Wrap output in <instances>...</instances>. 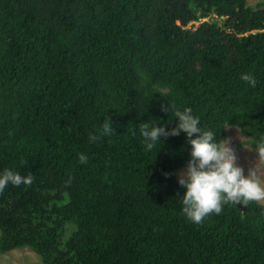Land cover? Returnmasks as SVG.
I'll return each mask as SVG.
<instances>
[{
    "label": "trees",
    "instance_id": "1",
    "mask_svg": "<svg viewBox=\"0 0 264 264\" xmlns=\"http://www.w3.org/2000/svg\"><path fill=\"white\" fill-rule=\"evenodd\" d=\"M173 106L217 140L227 126L251 146L264 134V1L0 0V172L32 178L0 191V255L264 264L263 204L192 223L175 175L188 138L145 150L140 124L175 127ZM106 117L116 131L90 142Z\"/></svg>",
    "mask_w": 264,
    "mask_h": 264
},
{
    "label": "clouds",
    "instance_id": "2",
    "mask_svg": "<svg viewBox=\"0 0 264 264\" xmlns=\"http://www.w3.org/2000/svg\"><path fill=\"white\" fill-rule=\"evenodd\" d=\"M241 79L252 87L256 86L257 82L250 74H243ZM173 109L172 117L177 118L175 127L167 129L157 126V123L150 125L145 122L140 124L139 132L146 151H152L157 143L160 144L161 137L178 136L183 132L188 138L190 159L178 176V184L185 189L180 196L181 212L185 218L199 224L209 214H220L226 204L246 205L250 201L264 200V182L258 170L250 167L245 172L244 167L237 163L232 138L217 140L214 131L201 126L200 118L192 114L191 108L180 110L173 106ZM164 110L168 112L167 108ZM115 131L113 121L106 117L100 135L90 134L89 141L95 142ZM252 148L256 156L264 160V134L253 140ZM79 162L87 163L86 154L79 155ZM31 182V176H22L11 169L0 172V191L9 184L19 186Z\"/></svg>",
    "mask_w": 264,
    "mask_h": 264
},
{
    "label": "rangeland",
    "instance_id": "3",
    "mask_svg": "<svg viewBox=\"0 0 264 264\" xmlns=\"http://www.w3.org/2000/svg\"><path fill=\"white\" fill-rule=\"evenodd\" d=\"M264 0H248V5L256 7L260 2ZM207 21V20H203ZM199 26V23L195 24ZM226 137L232 138V145L236 150L238 157L237 163L244 167L245 172L250 167H255L258 170L259 177L264 182V160H260L253 151L250 138L244 134L239 128L233 126L226 127ZM186 167V166H185ZM180 168L175 172L178 179L179 174L185 169ZM264 205V200L259 201ZM0 264H45L42 257L30 248H16L4 254L0 255Z\"/></svg>",
    "mask_w": 264,
    "mask_h": 264
}]
</instances>
